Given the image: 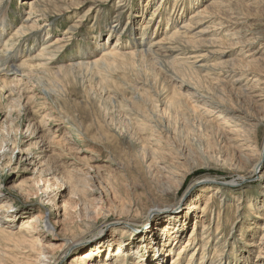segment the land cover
Wrapping results in <instances>:
<instances>
[{
	"label": "rangeland",
	"instance_id": "1",
	"mask_svg": "<svg viewBox=\"0 0 264 264\" xmlns=\"http://www.w3.org/2000/svg\"><path fill=\"white\" fill-rule=\"evenodd\" d=\"M29 1L0 8V25L9 29L0 42L1 264H34L11 243L24 241L38 216L45 220L34 238L49 255H63L57 264L86 252L87 264L110 257L121 264L113 257L119 252L128 264H156L160 254L163 264H264V152L254 172L264 142V0H43L48 17L39 27L49 26L16 42L15 58L3 61ZM145 33L146 47L188 43L189 63L215 68L199 88L207 95L181 97L182 82L152 57L131 56ZM47 34L51 43L61 40V53L50 72L29 80L35 91L23 97L32 103L23 99L24 110L6 123L12 66L38 56ZM116 44L120 59L94 65ZM77 64L84 65L69 70ZM175 220L182 233L175 243L165 239L170 250L162 226Z\"/></svg>",
	"mask_w": 264,
	"mask_h": 264
},
{
	"label": "bare ground",
	"instance_id": "2",
	"mask_svg": "<svg viewBox=\"0 0 264 264\" xmlns=\"http://www.w3.org/2000/svg\"><path fill=\"white\" fill-rule=\"evenodd\" d=\"M4 1L5 0H0V8L3 6L4 4ZM24 5L28 6L29 8V12L28 14L24 17V18H20L19 16L17 17L16 20L20 21V27L19 29L17 28L16 32L14 33V35L12 36V38L10 39H7L6 40V43H5V46H4V49H2L1 51V54H4L5 58L3 59V61H6V58L8 57H12V58H15V52H13L12 50V47H14L16 45V42L20 41L22 38L24 37H28V36H33V34L37 33L38 31H40L41 29H46L47 26H49L48 23H44L45 25L42 26V27H39V23L40 22H43L44 19L46 17H48V12L46 11L45 9V6H44V2L43 0H30L29 2H24ZM115 14V17L114 18H117L119 19L121 17V14L120 13H114ZM155 15V14H154ZM171 16V15H170ZM11 18V17H10ZM5 19V17L3 18ZM1 20V19H0ZM169 21V20H168ZM167 21V22H168ZM46 22V21H45ZM3 23L4 21H2L1 25H0V42L1 39L3 38V36H5L6 33H8L9 29H7V26L4 25V28L3 27ZM5 24H8V22L6 21ZM168 26V25H167ZM9 24H8V28H9ZM115 27L117 28L118 25L117 23L110 26L109 28H111V32L113 31V29H115ZM49 28V27H48ZM190 27H189V24L187 23V26L185 25V27H182L180 30H183V29H186L188 30ZM75 29L74 27L72 28V30ZM124 30V29H123ZM179 32H176L174 34L175 38L176 36H179L178 34ZM41 34V33H40ZM37 35V34H36ZM202 35V34H201ZM199 35V36H201ZM44 36V35H43ZM147 34H143L141 40L136 43L134 45L135 47V50L134 52L130 53L131 56H134L136 58H138L137 56H144V58L146 57V59L148 57H152L154 62L152 61V63H155L157 65H160L161 67V70L163 69L164 72L166 73H169L171 74L172 76V79L174 80H178L180 81V83L182 82V86L181 88L184 89V92L187 93V95H182L181 92L180 95H182L181 97H190V98H198L199 97V93L202 92L204 94H206V92H203V91H200L199 88H202L203 90L205 88H203V84L206 83L205 80L206 78L208 77H205V75L207 74V72L209 71H212V67L209 68V67H204L203 65L200 66V67H197L196 63H189L188 61L191 60L192 58L188 57V55H190L189 51L191 50V47L188 43H182L180 39L178 40H175V41H178L179 43H182V44H179L180 46H164L162 45V42H155L154 40L151 41L150 45L148 47H146V43L145 41H147L149 39V36L147 38ZM45 37V36H44ZM49 34L46 35V38L42 39V43H43V49H42V52L36 56L35 58H33V60H30V62H24L22 64H20L19 66H12L14 67V72L16 73L15 75H12V79L13 81L12 82H9L8 83V88H9V91H10V96L11 97V106H8V116L6 117V120H8L9 116L11 115V113L15 110H18V111H23L25 106L24 104L22 103L23 99L24 100H27L25 99V96L23 97V94L24 93H32L33 91H35V89H32L30 86H31V83L29 80L33 79L34 77H36V80H37V76L39 74V72H50V70L52 69L51 67V64L53 61L56 60V56L57 54L61 51L62 49V45H61V40H57L56 42H53L51 43V41L49 40ZM26 40V39H25ZM173 40V39H172ZM167 41V40H166ZM170 41V40H169ZM134 43V42H133ZM167 43V42H166ZM170 43V42H169ZM168 43V44H169ZM174 43H177V42H174L173 41V44ZM207 42H205V45H206ZM165 44V43H163ZM208 44V43H207ZM213 44V43H212ZM178 45V43H177ZM183 45V46H182ZM192 46V45H191ZM155 47H159V49H161V53L164 51L166 52H169L170 53V56H163V55H160L158 54L159 51H157L155 49ZM199 47H196L194 49H198ZM85 49V48H84ZM154 49L156 51H154ZM158 49V50H159ZM164 50V51H163ZM176 52H181L179 55H183L184 58H179L178 56H175L174 59H176V62L173 63V62H169L168 61V58L170 57H174V55H176L175 53ZM61 53V52H60ZM120 56L121 54L119 53V47H118V44H116L110 51L106 52L103 54L102 58L100 60H98L96 62V64L94 65H100V64H103L104 67L105 65L106 66H110V62L113 61V59L115 60L116 59H120ZM128 56V55H127ZM148 56V57H147ZM126 57V56H125ZM168 57V58H167ZM209 57V55H208ZM143 58V57H142ZM200 58L202 59H205V56L202 55L200 56ZM32 59V57H31ZM150 58L147 59V61L149 60ZM2 60V59H1ZM29 60V59H28ZM144 60V59H142ZM170 60V59H169ZM136 61V60H135ZM145 62H147L146 60H144ZM1 62V61H0ZM55 63V62H54ZM135 63V62H134ZM147 64H149L147 62ZM84 64H77V65H72L71 68L69 70H73V68H79V67H82ZM102 65V66H103ZM150 65V64H149ZM153 65V64H152ZM155 65V66H156ZM228 65V64H227ZM101 66V65H100ZM99 66V67H100ZM108 66V67H109ZM225 66V65H224ZM223 66V67H224ZM111 67V66H110ZM152 67V66H151ZM157 67V66H156ZM102 68V67H101ZM118 68V67H117ZM122 68V67H121ZM140 68V67H139ZM226 68V67H225ZM6 69H9V68H6ZM68 69V68H67ZM82 69V68H81ZM85 69V68H84ZM110 69V68H109ZM142 69V68H141ZM151 69V68H150ZM215 69V68H214ZM213 69V70H214ZM233 69V67H232ZM62 70H66V69H63ZM62 70L60 69V71H58L56 74L57 75H60L58 73H61ZM79 70V69H78ZM77 70V71H78ZM105 70V69H104ZM113 70V69H112ZM139 70V69H138ZM99 71V70H98ZM142 71V70H141ZM154 71V70H153ZM179 71L182 73L181 76H177L176 75V72L179 73ZM203 72L205 73L203 75ZM234 72V71H233ZM6 73V72H5ZM65 73V72H64ZM67 73V72H66ZM65 73V74H66ZM100 73V72H99ZM111 73V71H110ZM142 73V72H141ZM156 73V72H155ZM3 74V73H2ZM112 74V73H111ZM209 74V73H208ZM52 75V74H51ZM62 75V74H61ZM85 75V74H84ZM108 75V74H107ZM167 75V74H166ZM55 76V74H54ZM111 76V75H110ZM149 76V75H148ZM168 76V75H167ZM50 77V76H49ZM63 77V76H62ZM61 77V78H62ZM163 77V76H162ZM178 77V78H177ZM47 78V77H46ZM92 78V77H91ZM148 78V77H147ZM159 78V77H158ZM176 78V79H175ZM28 79V81H27ZM49 79V78H48ZM106 79V78H105ZM164 79V78H163ZM53 80V79H52ZM55 80V79H54ZM61 80V79H60ZM103 80V79H102ZM143 80V79H142ZM240 80V78H237L236 79V82H238ZM7 81V80H6ZM45 81V80H44ZM104 81V80H103ZM249 81V80H248ZM143 82V81H142ZM207 82H209L207 80ZM157 83V82H156ZM248 83V82H247ZM59 84V83H57ZM108 84V83H106ZM159 84H161L159 82ZM172 84V83H171ZM44 87V86H43ZM50 87V86H49ZM106 88V86H104ZM151 87V86H150ZM175 87V86H174ZM208 87V86H207ZM180 88V90H182ZM38 89V88H37ZM201 89V90H202ZM39 90V89H38ZM176 90V89H175ZM161 91V90H160ZM205 91V90H204ZM210 91V90H208ZM218 91V89H217ZM33 94V93H32ZM202 94L205 99H206V96ZM243 94V93H242ZM11 95H17V97H13ZM179 95V96H180ZM207 95V94H206ZM213 95V94H212ZM215 95V94H214ZM219 95V94H218ZM239 95V94H238ZM44 96V95H43ZM244 96V95H243ZM13 98V99H12ZM212 98V97H211ZM181 99V98H180ZM208 99V98H207ZM42 100V99H41ZM48 100V99H47ZM46 100V101H47ZM191 100V99H190ZM209 100V99H208ZM213 101V99H212ZM13 102V104H12ZM31 102L32 103V98H29L27 100V104ZM206 104L208 103L209 104V101H206L205 102ZM207 104V105H208ZM214 104V103H213ZM172 105V104H171ZM217 105V104H214V106ZM222 105V104H221ZM173 106V105H172ZM171 106V107H172ZM203 106V105H202ZM206 106V105H205ZM220 106V105H218ZM212 107V106H211ZM157 108V107H156ZM221 108V107H220ZM219 109V108H218ZM16 111V112H18ZM239 111V110H238ZM20 113V112H19ZM170 116V115H169ZM238 118V117H237ZM244 118V117H243ZM10 119V118H9ZM62 119V118H61ZM12 121V120H11ZM148 121V120H147ZM10 122L9 120L6 121V123ZM259 122V121H258ZM144 123V122H143ZM204 123V122H203ZM145 125V124H144ZM256 125V124H255ZM33 126V125H32ZM31 126V127H32ZM202 126V125H201ZM253 126V125H252ZM260 126V125H259ZM248 127V126H247ZM168 128V127H167ZM262 128V127H261ZM175 130V129H174ZM33 131V129H32ZM30 132V131H29ZM38 134V133H37ZM256 134V133H255ZM33 135V134H32ZM257 137V136H256ZM248 142V141H247ZM254 142V141H253ZM254 145V144H253ZM2 149V148H1ZM253 149V148H252ZM261 149V148H260ZM39 150V149H38ZM262 152H261V156H260V159H259V162H257L254 167V172L256 173L257 169L259 168V165L261 164V160L263 159V152H264V142H263V146H262ZM260 154V151L257 152V154ZM2 156V155H1ZM155 158V157H154ZM153 158V159H154ZM1 160V158H0ZM152 161V160H151ZM159 162V161H158ZM260 163V164H259ZM158 167V166H157ZM75 168V167H74ZM1 169V168H0ZM76 169V168H75ZM158 170V169H157ZM150 171V170H149ZM253 172V173H254ZM89 174V173H88ZM76 175V174H75ZM84 175V174H83ZM74 176V175H73ZM87 177H89V175H87ZM92 177V176H91ZM80 178V177H79ZM78 178V179H79ZM80 181V180H79ZM88 182V181H87ZM80 184V182H78ZM77 185V183H76ZM83 185V184H82ZM86 186V185H85ZM80 187V185H79ZM84 187V185H83ZM87 187V186H86ZM207 191H213L214 189L212 187L210 188H207L206 189ZM189 207H192V205H190ZM190 209V208H189ZM158 211H155L154 213L158 215V213H156ZM153 213V214H154ZM156 217V216H155ZM173 219V218H172ZM177 219V218H176ZM44 220L45 218L41 217V216H38L36 218H33L31 220V223L29 224V226H26L24 228L25 232H23V234L25 235L23 238L24 241L22 242H19L17 240V242H12L7 240V242H12V246L14 248L15 251L17 252H21V254H23L22 256H24V259H33L32 261L34 262V264H57L56 261L58 260H61L63 255H60L58 254V257H56L55 255H49V253L47 252V250H45L44 246L42 245L41 243V240H39V236L37 238H34V233L36 232V228L38 225H43L44 224ZM179 220V219H178ZM179 221H174V222H167V223H164L166 224L165 226H162L163 227V236L164 237V240L167 239L168 237H171L169 239V242L174 243L176 242L177 240V237L179 235H181L182 231L181 229H176V227L178 226L177 223ZM49 223V222H48ZM47 222L45 223V229L48 230V233L49 234H53L54 233V230L52 227H50L51 225H49ZM141 223V222H140ZM137 222L136 224L134 223H127V228H125L121 233H123L121 235L120 238H125L127 235H130V233L135 229V227H137ZM22 233V231H21ZM9 233H7L8 235ZM12 234V233H11ZM20 234H18L19 236ZM12 238L13 234L12 235H9V238ZM14 237V236H13ZM69 239V238H68ZM16 240V239H15ZM14 241V240H13ZM119 241V240H118ZM80 242L79 241H76L75 243H65V247H67L68 251L74 246L76 245V243ZM166 244L168 245V247L170 248V244L165 240ZM116 244V243H115ZM2 245V244H1ZM6 245V244H5ZM189 245V244H187ZM8 248V247H7ZM64 248V247H62ZM171 250V248H170ZM8 251V250H7ZM12 251V250H10ZM3 253V252H2ZM61 253V252H60ZM1 254V253H0ZM17 254V253H16ZM63 254V253H62ZM96 255H99V254H104L103 250H99L95 252ZM121 255V256H118V255ZM194 255V253H193ZM192 255V258L194 257ZM4 257V260L6 261L5 258H7V254H2V259ZM10 257V256H9ZM91 257H92V254L89 253V252H86L85 254H83L82 256H75V258L73 259V263L75 264H87V262H89V260H91ZM114 259L118 260L121 262V264H128V260L125 259V258H122V257H125L124 255V252H119L117 253L116 255L113 256ZM162 257V258H161ZM12 258V257H11ZM64 258V257H63ZM157 258H161L162 261H157L156 264H163V262L165 261V254H160L159 256H157ZM191 258V259H192ZM9 259V258H8ZM19 259V258H18ZM202 259H204L203 255H202V258H201V261L202 262ZM15 260V259H14ZM27 260V261H29ZM12 261V260H11ZM18 263H15L16 264H19V260H17ZM23 261V259H22ZM22 261L20 262V264H24L22 263ZM25 261V260H24ZM110 261V262H109ZM106 260V261H103V262H100V263H95V264H112V262H114L113 260H111V257H110V260ZM150 261V260H149ZM2 262H4L2 260ZM117 263V261H115ZM0 264H1V260H0ZM26 264V263H25ZM28 264V262H27ZM114 264V263H113ZM133 264H139V263H136V261H134ZM172 264H177V261L173 262Z\"/></svg>",
	"mask_w": 264,
	"mask_h": 264
},
{
	"label": "water",
	"instance_id": "3",
	"mask_svg": "<svg viewBox=\"0 0 264 264\" xmlns=\"http://www.w3.org/2000/svg\"><path fill=\"white\" fill-rule=\"evenodd\" d=\"M153 213H154V212H153ZM153 213L149 215L150 217L147 218L148 220L151 219V216H152V217L155 216V215H154L155 213H154V214H153Z\"/></svg>",
	"mask_w": 264,
	"mask_h": 264
}]
</instances>
